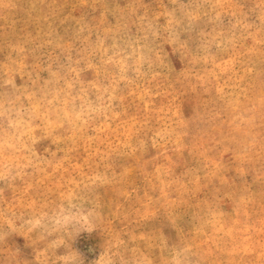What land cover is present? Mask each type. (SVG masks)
<instances>
[{
	"label": "rangeland",
	"instance_id": "1",
	"mask_svg": "<svg viewBox=\"0 0 264 264\" xmlns=\"http://www.w3.org/2000/svg\"><path fill=\"white\" fill-rule=\"evenodd\" d=\"M0 264H264V0H0Z\"/></svg>",
	"mask_w": 264,
	"mask_h": 264
}]
</instances>
